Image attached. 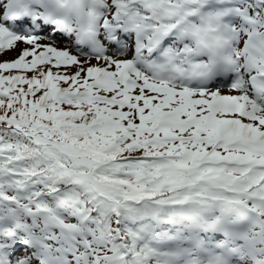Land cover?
Segmentation results:
<instances>
[{
	"label": "rangeland",
	"instance_id": "1",
	"mask_svg": "<svg viewBox=\"0 0 264 264\" xmlns=\"http://www.w3.org/2000/svg\"><path fill=\"white\" fill-rule=\"evenodd\" d=\"M212 18L215 17L214 16H211ZM43 47V46H42ZM32 49L31 46H25V48L23 46H21V48L17 49L15 47H13V49L10 51V52H4V51H0V67L1 68H6L8 69L9 67H12V63H18L19 61L22 60V56L26 54L27 52V49ZM37 51H39V54L41 56V58L44 60V61H49V57L46 56V54H51L52 52L50 53H47V51H45V48H38ZM27 64V62L24 61L23 63V67H25V65ZM96 65V64H95ZM63 67V66H61ZM98 67V66H90L88 68H86V71L85 72H81L78 76L80 77V79H84L85 78V73L87 72H91V71H94L95 68ZM103 68H105L104 66H101ZM75 73H78L81 71L80 67L77 68L76 70H74ZM123 114L122 113H117L116 114V117H121ZM177 117H178V114L176 113H170L168 115H166L164 117V120L169 122V123H172V125H177L179 124L177 122ZM220 118V117H218ZM193 124L197 123V121H193L192 122ZM204 127H205V130H210V127H214V126H224L226 127V131L225 132H228V133H231V131H237V128H236V124H229V125H226L222 122H220L218 119H217V116H213L212 118L211 117H204V118H201V123ZM251 196L254 197L255 201H257V196L254 192H251ZM261 227H258L257 229H260ZM217 233L215 235H219V232H218V228H213ZM199 230V229H198ZM257 232L254 231L251 236L255 235ZM201 234L200 232L196 233L195 234V237L198 238ZM235 233H231V235H233ZM239 234H242V232H240ZM216 237V236H215ZM94 239H96L97 237L96 236H93ZM95 247V257L93 256H88L89 261H86V264H112L111 263V260L113 257H110V255L105 252V249L108 248L107 247V244H103L102 246L99 244H95L94 240L91 241ZM122 245H126L125 243H122ZM232 246H235V245H244L246 247H249L251 246V253L252 255L254 256V258L257 260L258 257H263L264 256V250L261 249L262 246H264V239H263V242L261 243H258L256 244L257 246H253L251 244H249L248 242H244V243H234V244H231ZM110 249V248H108ZM140 249L142 250V253H141V258L143 259V264H168V260L166 258L165 255H163V250L164 248H162L161 245H140ZM86 250H84L85 252ZM129 256H130V253H129ZM263 263H260V264H264V261H262ZM252 264H259V261L257 260V263L256 262H251ZM124 264V263H123ZM243 264V263H242Z\"/></svg>",
	"mask_w": 264,
	"mask_h": 264
},
{
	"label": "trees",
	"instance_id": "2",
	"mask_svg": "<svg viewBox=\"0 0 264 264\" xmlns=\"http://www.w3.org/2000/svg\"><path fill=\"white\" fill-rule=\"evenodd\" d=\"M46 66H40V68H38L37 70V81L40 80V70L41 69H45ZM74 70V67H71L69 69V72L70 71H73ZM27 76L29 77H32V74L29 73L27 74ZM60 85H64V83H60ZM59 85V86H60ZM27 102H28V99H27ZM20 108V104L19 102L17 101L16 103L15 102H9L7 104H5V106H0V140H4L7 141V137L9 138H12V140H15L16 138H19V136L16 135V132H17V129L15 128V119L16 118H19L20 119V115L17 114V111L18 109ZM86 109V106H83V107H80L78 106L77 104L72 106V107H65L63 109L64 112H68L69 113V116L72 117V115L75 113V112H82V111H85ZM74 123L78 124L79 123V120H76V121H73ZM13 123V125H12ZM130 127H131V132L134 134L135 132L136 133H140V135H137L136 137L138 138H149V135H146L144 134L142 131L139 130V125H138V121L135 119H131V124H130ZM188 134V133H187ZM116 135H119V131L116 133ZM66 134L61 136L59 138V141H62V140H65ZM107 137L108 139H112V136L108 135L107 134ZM132 138L133 136L129 139V141L124 144L122 146V151H120L117 156H127L128 155V145L132 143ZM59 141L58 142H54V147L53 148V152L58 156V159H62L64 160L65 162H63V164L65 165V167L67 168V170L69 171L70 170V167L72 165V160L71 159H68L66 158V156H64L63 153L64 152V149H63V146L61 144H59ZM85 144V141H82V145L84 146ZM178 148V147H177ZM141 149L139 148H136L132 153L131 155H139L141 153ZM63 152V153H62ZM79 158L81 160L83 159H86V156L82 155V154H79ZM140 176L138 174H134V177L132 178V182H133V185L134 187H137L139 188V184L137 183V179L139 178ZM129 188H133L132 186H130ZM158 189V187L156 188ZM103 190H104V193L106 195H108L109 197H112L113 196V200L112 201H108V202H104L102 204L99 205L98 207V214L101 215L102 213H105L106 210H109L112 208V204L113 202H120V201H125L127 206H130L131 204L135 203V202H139L141 199H145L146 198V194L144 192H141L140 189L138 190V192H132L130 193V195L128 196L126 191L124 192L121 191V192H117L115 193V189H114V185L113 184H107V182H105V184L103 185ZM128 196V197H127ZM120 200V201H119ZM88 200L86 201V204H87ZM131 207H133V205H131ZM121 221L123 223H129V220H128V217L127 216H124Z\"/></svg>",
	"mask_w": 264,
	"mask_h": 264
},
{
	"label": "bare ground",
	"instance_id": "3",
	"mask_svg": "<svg viewBox=\"0 0 264 264\" xmlns=\"http://www.w3.org/2000/svg\"><path fill=\"white\" fill-rule=\"evenodd\" d=\"M41 248H43V246L41 245Z\"/></svg>",
	"mask_w": 264,
	"mask_h": 264
}]
</instances>
